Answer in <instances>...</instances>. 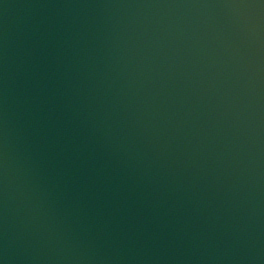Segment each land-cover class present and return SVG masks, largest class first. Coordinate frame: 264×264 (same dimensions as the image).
I'll return each instance as SVG.
<instances>
[{
    "label": "water",
    "instance_id": "1",
    "mask_svg": "<svg viewBox=\"0 0 264 264\" xmlns=\"http://www.w3.org/2000/svg\"><path fill=\"white\" fill-rule=\"evenodd\" d=\"M0 264H264V0H0Z\"/></svg>",
    "mask_w": 264,
    "mask_h": 264
}]
</instances>
